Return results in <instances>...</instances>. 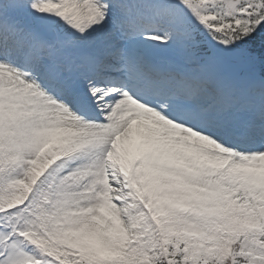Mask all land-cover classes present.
Returning <instances> with one entry per match:
<instances>
[{"label":"snow or ice","instance_id":"obj_1","mask_svg":"<svg viewBox=\"0 0 264 264\" xmlns=\"http://www.w3.org/2000/svg\"><path fill=\"white\" fill-rule=\"evenodd\" d=\"M0 264H264V0H0Z\"/></svg>","mask_w":264,"mask_h":264}]
</instances>
